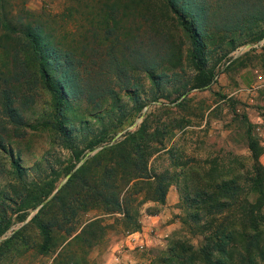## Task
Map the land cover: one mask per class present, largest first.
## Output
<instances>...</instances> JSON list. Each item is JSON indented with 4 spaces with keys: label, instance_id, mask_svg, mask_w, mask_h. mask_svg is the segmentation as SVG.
<instances>
[{
    "label": "rangeland",
    "instance_id": "rangeland-1",
    "mask_svg": "<svg viewBox=\"0 0 264 264\" xmlns=\"http://www.w3.org/2000/svg\"><path fill=\"white\" fill-rule=\"evenodd\" d=\"M87 1L5 3L12 12L23 8L49 14L47 21L62 48H71L89 64L83 77L95 85V93L106 94L96 103L86 98L66 101L58 130L49 93L21 70L9 77L10 54L0 43V89H11L23 121L5 124L0 106V127L4 123L5 129H0V228L6 226L0 235V264H161L175 241L193 249L202 242L197 226L189 222L187 213L193 209L183 195L193 197V189L219 178L241 182L252 171L247 135L256 141L257 161L264 166V35L257 39L264 31V0H203L202 59L213 76L202 88L192 86L197 71L188 55L189 40L161 0L113 2L114 30L106 41L99 24L102 0ZM128 5H143L146 12L140 16ZM129 40L150 44L153 80L126 57ZM117 61L120 70L113 64ZM143 119L147 128L140 143H147L145 152L155 150L146 157V168L173 172L174 180L167 183L162 203L150 199L151 190L143 184L130 186L124 196L125 188L120 191L122 205L138 223L134 227L121 211L104 209L68 176ZM97 138L102 141L88 150ZM77 151L81 159L65 174ZM9 154L20 171L9 165ZM104 158L88 164L86 183L98 176ZM48 183L53 188L44 200L27 207ZM35 213L50 231L46 249L31 220Z\"/></svg>",
    "mask_w": 264,
    "mask_h": 264
},
{
    "label": "trees",
    "instance_id": "trees-1",
    "mask_svg": "<svg viewBox=\"0 0 264 264\" xmlns=\"http://www.w3.org/2000/svg\"><path fill=\"white\" fill-rule=\"evenodd\" d=\"M115 1L117 0L101 2L104 14L99 24L101 30H104L102 37L104 41L112 34L111 29L114 30ZM161 1L175 17L176 23L189 40L188 55L197 71L192 86L206 87L212 79L213 72L211 69H205L202 59L204 45L199 32L206 15L203 0ZM93 2L88 0L87 5ZM5 3L6 0H0V43H3L1 48L5 53L10 54V72L13 74L9 77L12 75L16 77V74H19L18 70H21L24 76L32 77L49 93L55 118L54 126L61 130V115L66 101L86 98L96 103V99L106 93L93 91L95 85H91L90 79L87 80L82 75V71H87L89 64L83 62V58L76 55L71 48H62L60 40L53 34L47 21L49 14L42 11L33 13L23 8L12 12L10 7L6 8ZM128 6L135 9L140 16L142 12H146V7L142 9L143 5ZM263 35L264 31L259 32L257 39ZM149 42L152 43V40L149 39ZM149 45H138L131 41L125 46V50L128 60L134 65L141 66L153 80L154 73L151 69L154 67L151 64ZM113 64L119 70L122 67L118 61ZM16 80L20 78L17 77ZM13 102L11 89L1 88L0 106L6 120L5 124L22 125V116ZM141 107L138 105L136 109L140 110ZM3 124L0 127L1 131L5 130ZM146 128L147 124L143 119L137 128L127 131L123 138L114 143L102 147L68 176L71 181H78L83 193L89 192V196L104 209L121 211L123 217L131 220L134 227H138V223L132 220L127 207L122 205L120 191L125 188L122 194L124 196L130 192V186L135 188L143 184L151 190L150 199L162 203L167 183L174 180L173 172L148 171L146 168V157L155 152L152 147H148L145 152L147 143H140ZM101 141L102 138L93 139L86 148L92 150ZM246 146L253 160L252 171L246 174L241 182L234 178H219L208 183L205 188L193 189V197L188 193L183 195L184 202L193 209L187 213L189 222L197 226L198 232L202 235V242L197 249H193L187 243L175 241L168 249L169 257L161 260V264H234V262L258 264V261L264 264V166L257 161L259 148L249 135ZM0 150H4L1 136ZM80 155L81 151L73 152L74 163L69 165L65 174L81 159ZM101 155L105 157L101 171L93 178L92 183H86L84 180L86 167L94 160L96 164H100ZM9 165L13 171L21 170L16 158L10 154ZM52 188V183H48V188L41 196H35L26 203V206L34 207L40 204ZM38 210L40 211V208ZM23 216L24 214L20 215L21 218ZM31 220L35 222L42 235L41 248L46 249L50 241L47 223L39 219L38 213H35ZM182 222L186 223L187 219L183 218ZM5 228L6 226L0 228V235Z\"/></svg>",
    "mask_w": 264,
    "mask_h": 264
}]
</instances>
